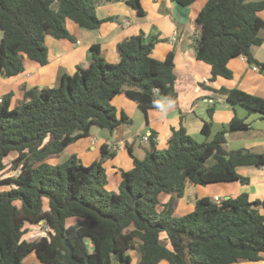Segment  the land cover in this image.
Here are the masks:
<instances>
[{
	"label": "trees",
	"instance_id": "obj_1",
	"mask_svg": "<svg viewBox=\"0 0 264 264\" xmlns=\"http://www.w3.org/2000/svg\"><path fill=\"white\" fill-rule=\"evenodd\" d=\"M112 1L0 0V74L21 73L26 59L46 64V35L72 40L67 20L98 28L111 18L97 17L94 4ZM175 1L187 6L195 0ZM124 2L144 15L141 0ZM261 11L264 0H206L194 18L193 49L196 59L210 65L211 78L231 77L227 64L238 56L264 68L251 51L262 43ZM156 41L145 42L142 32L124 38L116 45V62L107 61L100 45L92 44L88 64L63 73L58 84L19 85L13 105L11 91L0 95V167L14 152L11 166L16 170L0 178V264H25L32 251L46 264H130V250L138 264H230L264 258V213L257 209L261 200H250L245 192L219 201L204 195L196 198L192 210H177L188 184L246 183L238 167L264 166V153L226 147L227 131L249 127L242 118H231L202 142L182 127L173 129L163 149L156 147L152 132L144 156H133L132 167L119 170L116 188L109 187L110 174L103 165L115 155L106 144L87 164L75 154L49 161L88 135L93 124L110 132L131 124L111 104L117 94L135 100L144 111L176 98L174 55L170 51L163 60L154 58ZM222 91L229 101L264 114V98L238 88ZM201 130L208 136L211 122L205 121ZM40 223L45 234L22 237L26 224Z\"/></svg>",
	"mask_w": 264,
	"mask_h": 264
},
{
	"label": "crops",
	"instance_id": "obj_2",
	"mask_svg": "<svg viewBox=\"0 0 264 264\" xmlns=\"http://www.w3.org/2000/svg\"><path fill=\"white\" fill-rule=\"evenodd\" d=\"M205 2L195 0L183 6L175 0H141L144 15H137L125 4L124 0L107 5H101L105 2H99L96 8H104L101 18L116 16L114 17L115 23L104 21L98 28L85 29L73 22L69 26L73 41L53 39L52 36V38L45 39L48 48V62L40 65L26 59L24 70L15 76L8 77V88L0 86V95L7 90L12 91L14 85H17V89L19 85H24L25 89H29L33 86L51 87L58 84L63 73H72L77 65L86 66L88 64L89 48L95 43L100 45L107 61L116 62L119 59L116 50L117 43L132 34L142 32L145 42L153 37L157 38L152 49L154 58L163 60L168 52L173 53L176 98L162 102L160 107L144 111L133 99L123 93L117 94L112 98L117 114L119 115L121 110L124 111L132 119V123L119 125L112 132L108 131V137L102 138L100 142L98 140L99 143L94 135L85 145L78 139L69 146L73 147V150H69V156L75 154L71 153L73 151H83L89 163L97 157L101 146L106 144L107 148L114 150L115 155L105 161L108 167H104L109 174H112L111 177L116 187L120 180L119 170L130 169L133 165V156H144L148 141H143V136H149L155 132L156 147L161 149L167 146V139L172 130L182 127L198 142L207 141L219 129L225 128L235 116L242 118L249 124V127L240 131H227L225 133L226 147L229 149L247 148L264 153V114L249 110L240 103L229 101L226 92L222 91V88H238L264 98V68L248 62L244 56H238L228 61L227 66L232 72L231 77L211 78L210 65L196 59L194 51L190 48L193 46L194 18ZM260 36L262 43L253 46L251 51L259 62H264V30L260 32ZM254 65L258 67L257 70L252 68ZM24 78L30 79V82L24 81ZM203 78H207L208 82L203 83ZM196 87L199 88L198 91H195ZM205 121L211 122V132L208 136L201 130ZM136 139L140 145L144 144L143 148L135 146ZM123 148H126L131 156L126 157L127 160L125 159L126 154L122 151ZM52 162L56 163L53 158ZM237 171L248 178L246 183L238 180L212 183L211 186L204 187L201 196L228 198L245 192L250 200L262 201L257 209L260 213H264V166H240ZM114 176L117 179L113 178ZM185 197L186 200H184ZM194 197V200L198 198L196 195ZM182 199L183 209L194 206L192 198L185 189L184 196L177 202L178 211L183 210L179 209ZM32 262L40 264L38 260H32ZM230 264H264V258Z\"/></svg>",
	"mask_w": 264,
	"mask_h": 264
},
{
	"label": "rangeland",
	"instance_id": "obj_3",
	"mask_svg": "<svg viewBox=\"0 0 264 264\" xmlns=\"http://www.w3.org/2000/svg\"><path fill=\"white\" fill-rule=\"evenodd\" d=\"M120 0H116V1H112V2H105V3H102L101 5H107V4H110V3H116V2H119ZM199 1H201V0H199ZM203 2H205V0H203ZM99 2H97V3H95L94 4V11L97 13V16L98 17H102L101 16V13H103V11H104V8H102V7H100V8H96V4H98ZM204 6V5H203ZM96 8V9H95ZM260 15L259 16H261L263 19H264V11H261L260 13H259ZM114 17H116V16H109V18H111V19H108V20H106V21H114ZM118 17V16H117ZM116 21H114V23H115ZM73 24V22L72 21H70V20H67L66 21V23H65V25H66V28H67V30L69 31V33H70V35H71V30H69V26H70V24ZM0 35H1V32H0ZM72 36V35H71ZM47 38H52L51 36H49V35H46L45 36V38H44V41H45V39H47ZM72 38H73V36H72ZM53 39H54V37H53ZM69 41H73V40H69ZM45 44H46V46H47V41H45ZM193 51H194V49H193V46H191L190 47ZM47 53H48V48H47ZM151 55H152V53H151ZM107 59V58H106ZM24 81H26V82H30V79H23ZM5 84H7L6 86H4ZM0 86L3 88V87H6V88H8V77H3L1 74H0ZM17 85H14L13 86V90L11 91L12 92V105L15 103V101L19 98V92H18V89H17V87H16ZM16 87V88H15ZM2 91H4V90H2ZM7 92H8V90H7ZM4 93H6V92H4ZM135 101V100H134ZM111 104H113L112 103V100H111ZM137 104V103H136ZM114 105V104H113ZM120 112V111H119ZM225 126V125H224ZM226 127V126H225ZM221 128V127H220ZM219 130H221V129H219ZM218 130V131H219ZM217 131V132H218ZM110 132V131H109ZM92 135H94L95 137H96V139H97V142H98V140H99V142L101 141V139L102 138H106V137H108V130L106 129V128H103V127H101V126H99V125H96V124H93L92 126H91V128H90V131H89V134L88 135H86V136H82V137H80L79 138V141L80 142H82V144L83 145H85V144H87L88 142H89V138L92 136ZM93 137V136H92ZM94 137V138H95ZM78 140V139H77ZM76 140V141H77ZM75 141V142H76ZM141 141V140H140ZM75 142H73V143H75ZM98 142V143H99ZM73 143H71V144H69L66 148V150H65V152H63L62 154H60L59 155V157H53V160L55 161V162H59V161H64L65 159H67L68 157H69V150H73V147H69V146H71ZM135 146L137 147V148H139V147H141V148H143V146H144V144L143 145H140V142L138 141V139H136L135 140ZM159 149V148H158ZM161 149H163V148H161ZM122 151L126 154V156H125V159H126V157L128 158V157H131L130 155H129V153H128V151H127V149L126 148H123L122 149ZM71 153H75V155H76V158H77V160H79L82 164H87L88 163V160H87V156L85 155V153L83 152V151H80V150H76V152L75 151H73V152H71ZM138 155H140V154H138ZM14 156H15V153L14 152H11L8 156H6V157H4V159H3V167H0V178H5V177H8V176H10V175H12V174H15L16 173V170H14L13 168H12V166H11V159L12 158H14ZM138 157H140V156H138ZM127 160V159H126ZM50 162H52V158L49 160ZM105 162V161H104ZM53 163V162H52ZM103 165L105 166V167H108V166H106V162L105 163H103ZM111 173H110V181L113 183V185H112V183L111 182H109V185H110V183H111V185L109 186L110 188H116L115 186H114V181H113V179H112V177H111ZM113 178H115V179H117L116 178V176H114ZM214 184V183H213ZM212 185V183H210V184H206V185H198V186H196V185H193V184H188V186L186 187V191H187V194L188 195H190V197L192 198V204L194 203V199H195V197H194V195H196V196H198V197H200L201 196V194H202V192L204 191V187H206V186H211ZM8 185H1V188H6ZM184 200H186V197H185V199ZM183 199H182V201H180V204H179V209H183L184 208V205H183ZM191 203V202H190ZM44 207H46V203H45V205H44ZM194 206H191L190 208L189 207H185V209H183V210H180V211H183V212H188L189 210H191L192 208H193ZM70 221H76V219L75 218H72V219H70ZM26 226V231H25V233L23 234V238H27V239H33V238H35V237H37V236H39V235H43V234H45V232H46V228H45V226L43 225V224H26L25 225ZM128 253H130V255L132 256V260H131V263L130 264H138V257H137V255L135 254V252H134V250H130V251H128ZM38 260V262H40V264H46V263H44V262H42V261H40L39 259H38V257L36 256V254H35V252L34 251H32L31 253H29L24 259H23V262L25 263V264H28V263H33L32 262V260H35V261H37ZM34 263H36V262H34ZM37 264V263H36Z\"/></svg>",
	"mask_w": 264,
	"mask_h": 264
},
{
	"label": "built area",
	"instance_id": "obj_4",
	"mask_svg": "<svg viewBox=\"0 0 264 264\" xmlns=\"http://www.w3.org/2000/svg\"><path fill=\"white\" fill-rule=\"evenodd\" d=\"M252 68L254 69V70H257L258 69V67L256 66V65H254V66H252ZM202 82L203 83H207L208 82V79L207 78H203L202 79ZM198 87H196L195 88V91H198ZM0 100H1V98H0ZM93 139H95V138H93ZM142 140L143 141H147L148 140V136H143L142 137ZM214 199L216 200V201H219L220 199H222L221 197H219V196H214Z\"/></svg>",
	"mask_w": 264,
	"mask_h": 264
},
{
	"label": "clouds",
	"instance_id": "obj_5",
	"mask_svg": "<svg viewBox=\"0 0 264 264\" xmlns=\"http://www.w3.org/2000/svg\"><path fill=\"white\" fill-rule=\"evenodd\" d=\"M156 107H160V105H156Z\"/></svg>",
	"mask_w": 264,
	"mask_h": 264
},
{
	"label": "water",
	"instance_id": "obj_6",
	"mask_svg": "<svg viewBox=\"0 0 264 264\" xmlns=\"http://www.w3.org/2000/svg\"><path fill=\"white\" fill-rule=\"evenodd\" d=\"M228 197V196H227Z\"/></svg>",
	"mask_w": 264,
	"mask_h": 264
}]
</instances>
